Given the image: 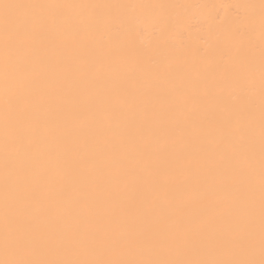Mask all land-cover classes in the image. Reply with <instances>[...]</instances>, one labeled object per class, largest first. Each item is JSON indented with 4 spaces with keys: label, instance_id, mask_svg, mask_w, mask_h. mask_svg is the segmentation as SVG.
<instances>
[{
    "label": "bare ground",
    "instance_id": "6f19581e",
    "mask_svg": "<svg viewBox=\"0 0 264 264\" xmlns=\"http://www.w3.org/2000/svg\"><path fill=\"white\" fill-rule=\"evenodd\" d=\"M15 2L72 6L29 10L66 22L15 53L28 58L21 73L30 86L9 82L13 104L30 105L18 120L9 114V174L14 182L23 163L62 220L58 231L79 224L119 238L128 231L122 209L135 204L138 240L192 258L215 235L238 231L246 241L251 215L258 256L261 0ZM4 56L0 28V258L6 232L55 222L15 204L12 192L5 221ZM178 229L188 243L170 253Z\"/></svg>",
    "mask_w": 264,
    "mask_h": 264
},
{
    "label": "snow or ice",
    "instance_id": "6c2138e0",
    "mask_svg": "<svg viewBox=\"0 0 264 264\" xmlns=\"http://www.w3.org/2000/svg\"><path fill=\"white\" fill-rule=\"evenodd\" d=\"M72 7L66 5H40L15 2V0H0V28L3 30L4 44V95H5V200L4 216L6 224L13 219V208L9 193L14 194V203L30 210H42L49 223L45 231L34 225L35 234L6 232L4 257L0 264H264V47L261 53V116H260V149H259V254H256L254 239V217L247 221V240L240 232L231 235H215L203 253H197L192 258H177L164 252V244L155 239L140 241L136 238L135 225L140 218L141 209L135 204H129L122 209L127 217L128 231L116 238L113 234L92 232L87 233L77 224L71 233L60 232L56 222H62L53 216L51 205H43L40 193L31 186L24 176V165L15 166L16 178L13 182L9 174L7 146L9 142V114L22 118L30 108L27 104H16L10 96V79L17 80L18 89H23L32 82L25 80L21 73L28 65L27 56L17 59L15 53L20 48H27L48 29L50 25L62 24L66 18L62 15L46 16L29 10L43 8ZM87 7V6H79ZM261 21L264 29V0H261ZM19 128H17V132ZM249 208H254L252 188L243 194ZM144 212L147 210L144 209ZM28 222V217L21 218ZM37 219L36 217L32 218ZM182 215L176 214L175 223L181 224ZM188 241L178 229L169 233L166 241L168 252L175 253ZM39 249V250H38Z\"/></svg>",
    "mask_w": 264,
    "mask_h": 264
}]
</instances>
